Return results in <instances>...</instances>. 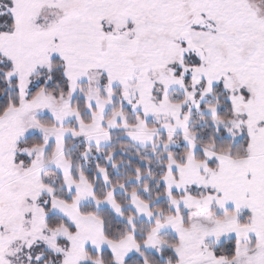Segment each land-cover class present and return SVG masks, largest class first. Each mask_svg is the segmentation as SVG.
Returning <instances> with one entry per match:
<instances>
[{
  "label": "snow or ice",
  "instance_id": "snow-or-ice-1",
  "mask_svg": "<svg viewBox=\"0 0 264 264\" xmlns=\"http://www.w3.org/2000/svg\"><path fill=\"white\" fill-rule=\"evenodd\" d=\"M0 264H264V0H0Z\"/></svg>",
  "mask_w": 264,
  "mask_h": 264
}]
</instances>
